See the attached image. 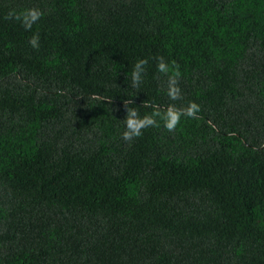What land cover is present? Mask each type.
I'll use <instances>...</instances> for the list:
<instances>
[{"label": "trees", "instance_id": "16d2710c", "mask_svg": "<svg viewBox=\"0 0 264 264\" xmlns=\"http://www.w3.org/2000/svg\"><path fill=\"white\" fill-rule=\"evenodd\" d=\"M0 264H264V0H0Z\"/></svg>", "mask_w": 264, "mask_h": 264}, {"label": "clouds", "instance_id": "9594fccd", "mask_svg": "<svg viewBox=\"0 0 264 264\" xmlns=\"http://www.w3.org/2000/svg\"><path fill=\"white\" fill-rule=\"evenodd\" d=\"M13 13H9V16L12 17ZM43 13L38 9H28L22 15H15L16 19H21L24 29L26 31L31 30L32 25L36 23L41 17ZM29 44L33 48L39 47V36L34 35ZM147 64V60L141 59L138 60L134 66L133 71L131 73V81L133 87H139L140 83L142 82L143 74L145 72V65ZM159 71L163 73H167L169 71L168 66L164 63L163 58H160V62L158 64ZM175 76H179V72L175 73ZM176 78L169 77V95L176 99L179 95V89L175 87L176 85ZM199 111V106L195 103L189 105L187 109L183 110H175L170 109L169 112L163 116L162 118L165 121V127L171 131L173 130L177 123L180 121L181 115H186L189 117H195L197 112ZM159 115V113H157ZM126 123V130L122 134V138L125 141H131L135 137H139L142 135V129L147 128L149 126H153L156 124V120L151 116H146L144 118H139L135 109L127 110V119Z\"/></svg>", "mask_w": 264, "mask_h": 264}]
</instances>
